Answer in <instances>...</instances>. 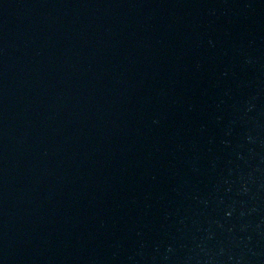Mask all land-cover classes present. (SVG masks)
I'll return each instance as SVG.
<instances>
[{"label":"water","instance_id":"water-1","mask_svg":"<svg viewBox=\"0 0 264 264\" xmlns=\"http://www.w3.org/2000/svg\"><path fill=\"white\" fill-rule=\"evenodd\" d=\"M0 264H264V0H0Z\"/></svg>","mask_w":264,"mask_h":264}]
</instances>
